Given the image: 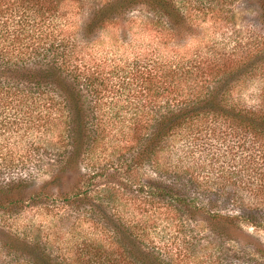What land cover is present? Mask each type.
<instances>
[{"label": "trees", "instance_id": "16d2710c", "mask_svg": "<svg viewBox=\"0 0 264 264\" xmlns=\"http://www.w3.org/2000/svg\"><path fill=\"white\" fill-rule=\"evenodd\" d=\"M65 1L0 0V246L27 264H177L126 216L129 197L138 198L132 181L122 179L107 193L98 188L95 196L81 184L85 178L91 187L99 184L83 168L111 128L103 121L111 111L98 103L105 97L121 101L118 112L131 115L120 129L126 170L132 176L144 165L152 169L145 183L154 202L217 242L205 256L214 264L244 257L235 264H264V245L242 226L264 229V0H256L254 10L260 27L247 29L241 48L224 51L223 39L206 53L200 75L184 84L175 82L173 70L138 62L125 72L127 80L112 81L102 76L101 63H87L82 53L107 23L137 9H146L177 41L196 36L197 25L175 1L106 0L71 29L58 20ZM197 1L228 32L234 16L227 7L237 0ZM43 162L49 178L39 180L28 167L38 170ZM54 201L88 213L104 237H85L66 256L39 236L5 228L24 207Z\"/></svg>", "mask_w": 264, "mask_h": 264}, {"label": "rangeland", "instance_id": "374dc122", "mask_svg": "<svg viewBox=\"0 0 264 264\" xmlns=\"http://www.w3.org/2000/svg\"><path fill=\"white\" fill-rule=\"evenodd\" d=\"M103 1L106 0L65 1L59 11L58 20L61 23H69L66 26L67 29L76 27V24L80 25L86 21L93 5ZM173 1L184 11L186 10L185 12L188 11L190 21L198 27L196 36L177 41L166 30L167 27L156 20V17H152L146 9H137L126 14L123 19L107 23L97 33L94 40L82 51L86 54V62L101 63L102 76L112 81L125 80V72L133 69L138 62L142 66L153 65L160 69L173 70L176 83L182 81L181 83L184 84L183 80H189L190 83L205 69L204 58L210 57L206 53L211 55L213 51H216V48L213 49L214 46H220L222 40L225 39L226 43L222 44L224 51L228 52L233 45L240 49L243 45L241 42L248 40L247 29L253 27L252 25L260 27L257 14L254 12L260 5L256 0H237L227 7L228 10H232L234 16L233 20H230L232 26L228 32L225 29L226 26L215 19L212 9L202 8L197 0ZM247 1L250 2L247 4ZM148 19L152 22L147 21ZM98 103L101 104L102 109L108 108L111 111L107 114L110 120H103L111 125V128L90 151L88 162L83 168L87 176H92L94 173L96 176L94 182L99 181V184L91 187L92 183L89 184L85 178L81 183L82 186L89 189L90 193L95 196L98 188L105 189L107 193L108 188L115 189L122 179H128L129 185L132 181L133 186L130 192L138 194V198L129 197L130 207L124 210L126 216L135 220L138 227L145 230L146 236L167 247L176 258L177 264H214L209 256H205L212 252L217 243L207 234L208 232L185 218L176 220L175 216L166 212L162 201L157 200L158 203H156L155 199L149 196L151 190L146 186L145 181L154 176L152 169L144 165L140 169H134L132 176L126 170L125 163L128 156L122 150L126 139L120 136V129L126 125L123 120L131 117L130 112L121 113L122 110L118 112L121 101L111 102L103 97L98 100ZM114 112H117V115ZM46 142L48 144L47 139ZM193 147L194 150L195 146ZM193 152L196 154L195 150ZM203 154L200 153V156ZM224 157L225 153L222 152L220 159ZM41 166L38 170H35L33 166L28 168H31L37 179L46 180L49 178L48 166L44 162ZM227 168L228 164L224 162V169ZM139 185L142 191L137 193ZM128 190L129 188L127 192ZM52 191L55 193V190ZM125 197L123 196L122 199ZM86 218H88V213L73 211L60 201L59 203L54 201L45 206L24 207L10 216L4 225L10 232L21 237L37 238L39 236L50 250L69 256L67 254L73 253L85 237L91 240L104 237L95 221ZM242 226L248 234L264 245V229L244 223ZM229 244L231 243H224L225 246ZM245 259V257L239 260L233 258L224 261H231L235 264V261ZM24 261L17 254L10 253L0 246V264H27Z\"/></svg>", "mask_w": 264, "mask_h": 264}]
</instances>
